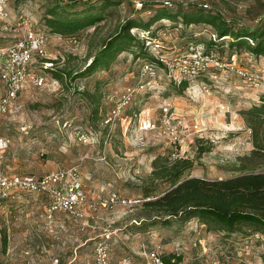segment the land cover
I'll list each match as a JSON object with an SVG mask.
<instances>
[{"label": "rangeland", "instance_id": "374dc122", "mask_svg": "<svg viewBox=\"0 0 264 264\" xmlns=\"http://www.w3.org/2000/svg\"><path fill=\"white\" fill-rule=\"evenodd\" d=\"M8 1L13 13L24 12L46 31L43 16L47 10L66 3ZM118 1L102 10L100 21L75 33V44L67 42L68 38L50 39L47 51L61 78L50 75L56 82L48 79L44 86H27L4 114L1 131L10 145L1 168L8 173L41 175L76 165L90 203L111 193L130 203L93 204L85 206L81 219L60 213L49 221L45 196L17 192L0 204V264H51L54 258L58 264H95V243L103 239L104 229L111 233L105 239L109 264H123L125 257L142 263L150 252L178 256V264H264V233L254 225L238 222L227 231L198 217L148 225L155 216L142 208L144 200L169 187L165 180H152L155 158L157 168L185 161L182 177L224 178L249 169L264 170V115L258 124L247 114L261 103L264 88L236 74L224 75L208 92L198 86L199 81L181 91L161 81L158 88L137 93L124 112L114 117L113 108L124 89L136 82L141 64L152 60L156 49L179 53L189 41L209 45L217 37L207 23L186 25L181 18L158 19L148 32L142 28L129 31L138 39L136 46L116 51L104 64L86 71L93 56L127 20L145 23L164 7V0ZM138 1L142 7L135 5ZM167 1L166 9L202 8L230 26L264 23V0ZM93 3L99 6L100 0H90ZM231 39L228 36L226 41ZM224 48L223 56L230 53L229 47ZM238 54L240 67L264 74V57L246 51ZM165 103L187 127L176 142L160 126L140 127L145 119L159 124L160 107Z\"/></svg>", "mask_w": 264, "mask_h": 264}, {"label": "built area", "instance_id": "2783aa9c", "mask_svg": "<svg viewBox=\"0 0 264 264\" xmlns=\"http://www.w3.org/2000/svg\"><path fill=\"white\" fill-rule=\"evenodd\" d=\"M164 3L168 4L169 1L164 0ZM135 5L139 8L143 3L138 1ZM203 6L206 7L205 4ZM6 38L8 40L4 41ZM50 39L65 38L42 30L24 12L13 13L9 8L8 0H0V83L3 88L0 95V204L17 192L43 195L46 197L44 213L47 220L51 221L54 215L60 213L77 220L83 218L87 205L92 207L93 204H99L107 207L114 203L127 204L130 201L119 199L115 193H111L107 198L97 197L90 203L86 198L76 165L58 168L41 175L8 173L1 168L4 153L10 145V140L1 131L4 114L10 111L19 93L27 86H44L48 79L56 82L49 73L55 69L53 59L47 51ZM67 42L75 44L76 38H68ZM239 58L236 52L223 56L222 51L209 49L200 41L187 42L183 51L179 53L167 54L156 49L153 59L141 64L136 82L124 89L113 108V116L122 114L137 93L156 89L161 81L175 85L182 79L190 83L199 81L198 86H201L204 92H208L224 75L236 74L241 80L249 84L257 83L264 88V76H262L264 74L251 73L243 69L239 66ZM187 87L193 88V84ZM160 108L162 110L160 123L156 124L145 119L141 122V129L151 130L155 126H160L164 131H169L173 142L179 141L187 132L184 120L174 116L169 103H165ZM172 156L174 159L177 158L176 153H172ZM110 234L104 229L101 234L103 239L95 243V264H109L105 239H108ZM51 264H58V260L54 258ZM123 264H164V262L157 252H150L142 263L132 262L129 257H125Z\"/></svg>", "mask_w": 264, "mask_h": 264}, {"label": "trees", "instance_id": "16d2710c", "mask_svg": "<svg viewBox=\"0 0 264 264\" xmlns=\"http://www.w3.org/2000/svg\"><path fill=\"white\" fill-rule=\"evenodd\" d=\"M121 1L100 0V5L90 4V0H66L64 4L50 7L43 16L44 24L51 35L58 34L64 38L75 35L89 25H94L102 19V10L108 6L115 5ZM169 6L170 3L165 4ZM81 9H76L78 6ZM160 8L143 23L127 20L118 33H115L103 44V47L93 56L91 62L86 66L90 71L96 66L104 64L106 60L116 51H121L136 46L135 35L130 34L132 28H142L148 32L153 21L162 18H181L182 22L188 24L207 23L215 31L216 39H211L207 45L209 49L223 51L225 46L230 52H248L256 57H264V23L256 22L252 26H230L226 21L220 19L202 8H190L184 10ZM98 9L93 12V10ZM46 31V29L41 28ZM230 36L231 41H226ZM148 40V35L146 36ZM152 40V39H150ZM218 42V43H217ZM217 43L218 45H216ZM214 46V47H213ZM147 61V60H145ZM85 71V72H86ZM56 79L61 78V73L55 69L49 71ZM53 74V75H52ZM70 75V73H64ZM190 81L182 79L179 90L189 86ZM175 85V84H174ZM261 103L247 112L248 118L254 119L259 124L264 115V94L261 95ZM255 134L257 129L252 127ZM157 158L154 159L151 177L153 182L165 180L169 187L159 195L142 202V208L152 212L155 216L149 224L161 222L168 224L172 221H185L191 217H198L205 223L213 222L217 228L232 230L236 223L245 222L264 233V170L255 171L249 169L238 174L224 178H207L200 176L182 177L187 169L185 161L174 162L172 165L156 167ZM149 196V195H146ZM148 221L144 219L143 221ZM146 224V225H147ZM164 264H178L180 257L169 254L161 257Z\"/></svg>", "mask_w": 264, "mask_h": 264}, {"label": "crops", "instance_id": "0c3cea01", "mask_svg": "<svg viewBox=\"0 0 264 264\" xmlns=\"http://www.w3.org/2000/svg\"><path fill=\"white\" fill-rule=\"evenodd\" d=\"M88 206V205H87ZM89 207V206H88ZM86 208V207H85ZM45 210V209H44ZM56 217H57V214L56 215H54V220L56 219Z\"/></svg>", "mask_w": 264, "mask_h": 264}]
</instances>
